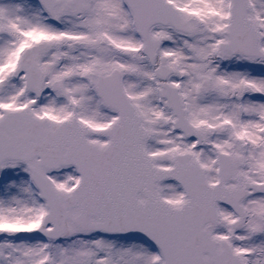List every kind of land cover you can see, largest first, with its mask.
<instances>
[{
  "label": "snow or ice",
  "instance_id": "1",
  "mask_svg": "<svg viewBox=\"0 0 264 264\" xmlns=\"http://www.w3.org/2000/svg\"><path fill=\"white\" fill-rule=\"evenodd\" d=\"M0 264H264V0H0Z\"/></svg>",
  "mask_w": 264,
  "mask_h": 264
}]
</instances>
